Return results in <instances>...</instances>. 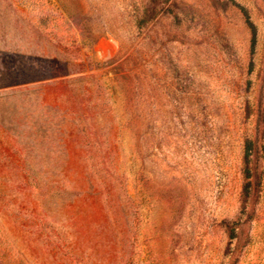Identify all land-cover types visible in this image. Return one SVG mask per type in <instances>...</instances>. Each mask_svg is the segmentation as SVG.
<instances>
[{"label": "rangeland", "instance_id": "rangeland-1", "mask_svg": "<svg viewBox=\"0 0 264 264\" xmlns=\"http://www.w3.org/2000/svg\"><path fill=\"white\" fill-rule=\"evenodd\" d=\"M0 264H264V0H0Z\"/></svg>", "mask_w": 264, "mask_h": 264}]
</instances>
